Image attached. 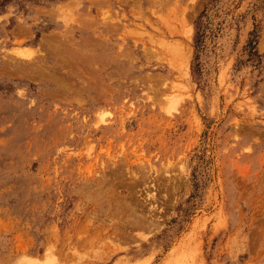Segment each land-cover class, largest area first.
<instances>
[{
  "label": "rangeland",
  "instance_id": "obj_1",
  "mask_svg": "<svg viewBox=\"0 0 264 264\" xmlns=\"http://www.w3.org/2000/svg\"><path fill=\"white\" fill-rule=\"evenodd\" d=\"M0 264H264V0H0Z\"/></svg>",
  "mask_w": 264,
  "mask_h": 264
}]
</instances>
